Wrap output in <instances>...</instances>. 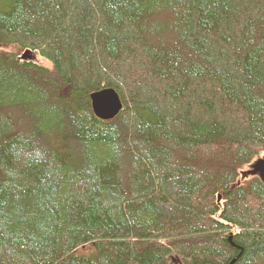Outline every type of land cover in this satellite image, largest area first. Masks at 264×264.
<instances>
[{
	"label": "trees",
	"instance_id": "trees-1",
	"mask_svg": "<svg viewBox=\"0 0 264 264\" xmlns=\"http://www.w3.org/2000/svg\"><path fill=\"white\" fill-rule=\"evenodd\" d=\"M7 45L0 264H264V0H0Z\"/></svg>",
	"mask_w": 264,
	"mask_h": 264
},
{
	"label": "water",
	"instance_id": "water-1",
	"mask_svg": "<svg viewBox=\"0 0 264 264\" xmlns=\"http://www.w3.org/2000/svg\"><path fill=\"white\" fill-rule=\"evenodd\" d=\"M27 55L29 54L25 52L23 55L24 60L30 58H27ZM90 100L93 114L96 118L102 121L113 120L122 109V104L119 100V97L113 90L110 89H105L103 91L92 94L90 96ZM244 175L251 177L257 176L262 181H264V159L255 161L250 166V170Z\"/></svg>",
	"mask_w": 264,
	"mask_h": 264
},
{
	"label": "rangeland",
	"instance_id": "rangeland-1",
	"mask_svg": "<svg viewBox=\"0 0 264 264\" xmlns=\"http://www.w3.org/2000/svg\"><path fill=\"white\" fill-rule=\"evenodd\" d=\"M0 50H3L5 52H7L8 54L7 55H12V53L16 54L17 57H18V60H21L22 61V58H23V55H24V51H20L19 49H17L15 46L13 45H7V46H0ZM28 54H33L34 55V59L32 60H25V61H30V62H35L37 63L38 65L40 66H43V67H47L49 68V64L47 63V61H45L44 59H42V57H40L38 55V53H32V52H27ZM24 60V58H23ZM94 94V93H93ZM91 102V100H90ZM260 159H264V155H261L260 158H258L257 160H260ZM246 171H247V168H246ZM247 177V176H246ZM260 179V178H259ZM261 180V179H260ZM264 182V181H263ZM172 263L173 264H177L178 262H176V259L175 257H172Z\"/></svg>",
	"mask_w": 264,
	"mask_h": 264
},
{
	"label": "bare ground",
	"instance_id": "bare-ground-1",
	"mask_svg": "<svg viewBox=\"0 0 264 264\" xmlns=\"http://www.w3.org/2000/svg\"><path fill=\"white\" fill-rule=\"evenodd\" d=\"M24 52H30V51L25 50ZM28 57H30L29 60L34 59V55H33V54H29V55H27V58H28ZM24 61H25V60H24ZM89 97H90V95H89Z\"/></svg>",
	"mask_w": 264,
	"mask_h": 264
}]
</instances>
